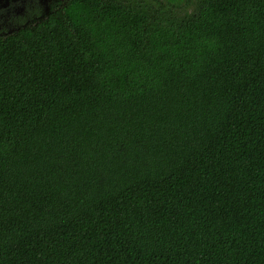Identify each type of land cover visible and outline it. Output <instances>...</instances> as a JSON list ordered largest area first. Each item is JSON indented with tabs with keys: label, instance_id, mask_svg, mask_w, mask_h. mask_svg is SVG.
Here are the masks:
<instances>
[{
	"label": "trees",
	"instance_id": "obj_1",
	"mask_svg": "<svg viewBox=\"0 0 264 264\" xmlns=\"http://www.w3.org/2000/svg\"><path fill=\"white\" fill-rule=\"evenodd\" d=\"M0 264H264V0H68L0 38Z\"/></svg>",
	"mask_w": 264,
	"mask_h": 264
},
{
	"label": "flooded vegetation",
	"instance_id": "obj_2",
	"mask_svg": "<svg viewBox=\"0 0 264 264\" xmlns=\"http://www.w3.org/2000/svg\"><path fill=\"white\" fill-rule=\"evenodd\" d=\"M67 1L0 0V38L15 35L25 28L35 26L62 7Z\"/></svg>",
	"mask_w": 264,
	"mask_h": 264
}]
</instances>
